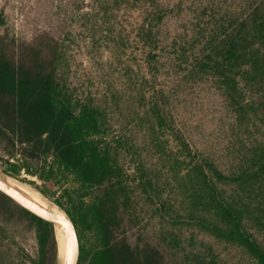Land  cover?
I'll list each match as a JSON object with an SVG mask.
<instances>
[{
  "label": "trees",
  "instance_id": "obj_1",
  "mask_svg": "<svg viewBox=\"0 0 264 264\" xmlns=\"http://www.w3.org/2000/svg\"><path fill=\"white\" fill-rule=\"evenodd\" d=\"M134 3L144 6L145 21L137 33L152 47L148 61L157 69V27L167 11L155 0ZM241 9L238 14L214 12L208 22L197 23L204 41L202 57L187 68L193 77L215 76L242 125L252 113L264 119V0H244ZM180 55L183 66L186 58ZM64 58L60 40L49 33L20 37L0 9V164L17 179L36 184L21 177L25 172L56 185L36 186L74 222L80 242L78 264H171L146 236L138 189L173 223H196L242 247L256 264H264V143L249 149L244 144L236 170L227 173L179 130V190L189 207L184 216L180 209L177 214L171 202L156 204L159 184L143 163L138 162L139 176L132 179L116 154L122 140L110 137L107 108L70 83ZM153 90L147 115L156 134L167 118ZM154 143L160 148L161 138L155 136ZM224 184L232 191L228 193ZM19 221L34 232L36 247L33 253L20 251V262L9 264H56L53 223L0 190V240L8 225ZM171 235L170 240L178 242L177 234ZM198 264L209 263L203 259Z\"/></svg>",
  "mask_w": 264,
  "mask_h": 264
},
{
  "label": "rangeland",
  "instance_id": "obj_2",
  "mask_svg": "<svg viewBox=\"0 0 264 264\" xmlns=\"http://www.w3.org/2000/svg\"><path fill=\"white\" fill-rule=\"evenodd\" d=\"M155 2L167 11L157 27V69H151L148 61L152 47L145 45L137 33L145 12L144 6L134 0H0V9L5 10L20 37L31 39L49 33L60 40L65 56L63 68L70 83L108 110L110 137L123 142L116 151L120 162L133 180L139 176L138 162L143 163L159 184L156 204L171 202L177 214L180 209L184 216L189 205L179 190V130L199 153L209 155L231 173L237 168V156L246 151L245 145L249 149L264 143V119L252 113L239 124L215 76L197 73L193 77L187 68L202 57L204 41L197 32V23L206 22L214 12L238 14L244 0ZM208 7L210 11H206ZM179 54L186 58L183 66H179ZM153 87L167 118L162 132L156 134L147 115L151 114ZM155 136L162 140L160 148L154 143ZM2 171L9 175L0 164ZM9 177L38 190L36 185L43 184L56 188L52 181L44 182L25 172L21 177L36 184ZM221 186L228 193L232 191L231 185ZM136 199L145 209L146 236L162 249L171 264H198L203 259L209 264H256L242 247L216 238L198 224L173 223L163 217L141 189ZM173 232L178 242L170 240ZM35 242L34 232L26 223L11 222L0 240V264L19 263L20 251L33 253Z\"/></svg>",
  "mask_w": 264,
  "mask_h": 264
},
{
  "label": "water",
  "instance_id": "obj_3",
  "mask_svg": "<svg viewBox=\"0 0 264 264\" xmlns=\"http://www.w3.org/2000/svg\"><path fill=\"white\" fill-rule=\"evenodd\" d=\"M0 190L5 194H7L8 196H10L12 199H14L17 203H19L23 207L45 218L46 220L51 221L55 228V235L58 243V259L60 252V237H61L65 245V264H78L79 256H80V242H79L78 232L74 222L62 207H60L57 203H55L62 210L65 211L68 218L53 213L47 210L46 208L42 207L41 205L33 201L31 198L23 194L21 190L6 182L2 177H0Z\"/></svg>",
  "mask_w": 264,
  "mask_h": 264
},
{
  "label": "bare ground",
  "instance_id": "obj_4",
  "mask_svg": "<svg viewBox=\"0 0 264 264\" xmlns=\"http://www.w3.org/2000/svg\"><path fill=\"white\" fill-rule=\"evenodd\" d=\"M0 177H2L9 184L21 190L23 194L31 198L36 203L42 205L47 210L68 218L64 210H62L54 202L50 201L41 191H39L35 187H31L27 184L16 181L15 179L10 178L9 176L5 175L2 172H0ZM58 264H65V245L61 237H60V252H59Z\"/></svg>",
  "mask_w": 264,
  "mask_h": 264
}]
</instances>
